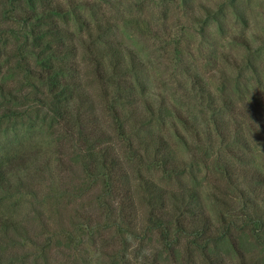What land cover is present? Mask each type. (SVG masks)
Returning a JSON list of instances; mask_svg holds the SVG:
<instances>
[{
	"label": "rangeland",
	"instance_id": "obj_1",
	"mask_svg": "<svg viewBox=\"0 0 264 264\" xmlns=\"http://www.w3.org/2000/svg\"><path fill=\"white\" fill-rule=\"evenodd\" d=\"M8 1L13 0H0V32L11 46L23 42L25 27L18 17V3L9 5ZM91 2L95 11L83 8L85 18L93 22L103 15L108 18L105 37L118 43L126 58L132 50L143 64L147 85L139 89L141 96L164 107L166 119L143 127L147 131L142 128L139 134L164 135L174 158L182 164L179 177L174 173L165 178L162 167L135 156L133 148L139 149L140 136L131 131L133 118L126 121L129 135L120 136L109 105L124 113L132 108L119 102L109 82L96 76L80 51V87L93 103V115L110 136L108 141L125 155L132 184L138 183L141 171L168 187H196L214 223V235L219 238L217 231L223 230V216L225 225L239 237L237 246L220 235L221 241L207 250L209 260L191 245L193 235H182L181 254L175 257L163 245L160 230L147 221L140 200L133 221L113 215L111 220L101 218L102 226L93 230L83 212L91 204L90 181L81 163L72 160L79 146L76 135L47 114L45 103L32 100L35 94L21 99L28 108L22 111V124L14 131L22 132L23 146L39 150L42 161L52 163L46 173L29 181L28 192L2 205L0 213L23 218L30 239L22 238L14 246L0 241V264H264V228L250 229L245 214L252 206L242 203L235 181L224 172L230 165L255 167L264 175V0ZM70 25L76 28L73 21ZM194 75L204 81L217 104L224 100L233 104L232 110L224 111L232 129L226 144L215 131L209 102L193 88ZM9 82L36 92L23 74H10ZM41 91L39 96H43ZM256 186L257 193L251 197L263 205L264 183Z\"/></svg>",
	"mask_w": 264,
	"mask_h": 264
},
{
	"label": "trees",
	"instance_id": "obj_2",
	"mask_svg": "<svg viewBox=\"0 0 264 264\" xmlns=\"http://www.w3.org/2000/svg\"><path fill=\"white\" fill-rule=\"evenodd\" d=\"M13 1L21 8L18 17L24 22L25 31L21 35L23 42L11 46L0 32V209L11 197L27 191L29 181L46 173L52 163L49 159L42 161L39 150L23 146L22 132L14 131L17 124H22V111L28 108L21 99L36 94L31 99L45 103L47 114L76 135L79 146L72 160L81 163V169L90 181L91 204L83 212L90 219L93 230L102 226V220H111L113 215L126 216L133 221L137 200H140L146 207L147 221L152 228L160 230L163 245L175 257L181 254L178 245L182 235H193L191 245L201 249L208 259L207 250L221 241L220 235L237 246L239 237L225 225L223 216V230L217 231L219 238L214 235V223L201 204L196 187H168L141 171L138 183L132 184L124 162L125 155L111 145L107 131L96 121L93 103L88 101V95L78 80L80 51L92 64L96 76L109 82L119 102L132 108L131 112L124 113L114 104L109 105L120 136L129 135L126 121L133 118L131 131L140 136L139 149L133 148L137 152L135 156L140 161L151 160L152 164L162 167L165 178L174 173L179 177L182 164L174 158L166 137L139 134L143 127L148 128L154 121L166 119L164 107L141 96L139 89L143 90L147 85L143 64L132 50H128L129 57L126 58L119 44L105 37L108 18L103 15L94 22L85 18L83 8L95 11L91 0ZM13 1L6 3L13 5ZM71 21L75 29L71 27ZM10 74L26 76L36 92L10 83ZM193 80V88L209 102L207 106L213 112L215 131L221 143L226 144L232 129L230 118H226L224 111L232 110L233 104L227 100L222 105L217 104L204 81L198 75H194ZM40 91L43 96L38 95ZM107 91L110 93V89ZM108 93L105 90L104 94ZM28 105L31 107L32 104ZM137 107H141L140 114ZM183 117L182 114L178 116L181 120ZM127 140L133 146L132 139L128 137ZM224 172L227 179L235 181L242 203L252 206V211L245 214L252 224L250 229L257 226L263 230L264 198L261 205L251 196L257 193L256 185L264 183V175L255 167L233 168L230 165H226ZM76 196L80 197L81 192ZM22 238L30 239L23 218L13 213H0V241L14 246L22 243Z\"/></svg>",
	"mask_w": 264,
	"mask_h": 264
}]
</instances>
